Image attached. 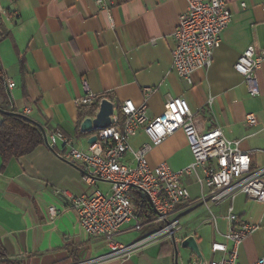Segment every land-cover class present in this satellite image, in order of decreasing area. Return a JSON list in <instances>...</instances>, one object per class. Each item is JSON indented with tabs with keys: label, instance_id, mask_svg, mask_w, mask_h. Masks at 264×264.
Masks as SVG:
<instances>
[{
	"label": "crops",
	"instance_id": "crops-1",
	"mask_svg": "<svg viewBox=\"0 0 264 264\" xmlns=\"http://www.w3.org/2000/svg\"><path fill=\"white\" fill-rule=\"evenodd\" d=\"M224 1L231 22L221 35L212 65L194 72L188 84L172 70V34L186 11V0H112L109 10L98 7L96 0H0V64L8 81L15 83L10 90L13 110L26 115L24 110L29 108L26 116L46 133L61 132L74 141V148L86 152L94 133L82 132L81 124L96 116L103 99L115 110L128 100L140 106L143 89L152 88L147 101L149 119L158 117L170 98H182L201 132L220 129L226 139L240 142L253 168L263 167L264 61L256 71L260 92L256 97L249 95L247 82L234 64L249 47L256 54L264 53V0ZM87 94L96 96L93 117L85 116L92 105L78 104ZM0 103L12 109L3 98ZM248 114L255 116L256 125L246 124ZM129 143L137 151L150 141L139 130ZM65 149L61 142L53 150L44 144L10 160L4 168L0 158V243L10 260L76 264L110 253L104 238L83 232L77 212L64 195L79 197L106 187L102 192L108 193L110 186L100 180L86 182L81 165L63 157ZM147 159L151 167L166 163L173 171L193 161L181 131L152 147ZM122 162L133 164L132 154H126ZM183 184L189 199L178 206L175 215L180 224L175 232L178 263L171 237L164 236L128 257L97 264H199L180 246L189 236L196 239L207 264L222 256L212 254L210 248V258L205 260L207 240L225 243L228 252L232 250L224 239L230 208L240 221L258 226L239 246L238 262L251 264L262 255L264 203L238 193L218 206L205 205L199 202L209 192L205 184L195 175L184 178ZM152 230L125 232L117 242L130 245Z\"/></svg>",
	"mask_w": 264,
	"mask_h": 264
},
{
	"label": "built area",
	"instance_id": "built-area-1",
	"mask_svg": "<svg viewBox=\"0 0 264 264\" xmlns=\"http://www.w3.org/2000/svg\"><path fill=\"white\" fill-rule=\"evenodd\" d=\"M186 2V11L179 16L172 34V70L191 84L194 72L212 65L214 51L220 45L221 35L230 24L232 14L224 0ZM96 4L103 10H109L112 0H96ZM263 61L264 53L256 54L249 47L234 64V70L245 78L252 97L260 94L256 71L262 67ZM7 85L9 90L15 87L12 81H8ZM142 94L144 103L140 106L128 100L118 110L114 109L110 127L94 133L96 141L89 145L86 152L77 151L74 141L61 132L46 133L52 149L61 142L66 147L63 157L81 165L86 182L100 180L110 186L108 193L96 189L79 197L64 194L77 212L83 232L90 237L104 238L110 248L107 255L76 264H97L125 258L146 244L164 236L171 237L179 230L180 224L175 218L178 206L189 199L183 180L191 175L209 188L208 194L199 200L202 204L218 206L238 193L264 203V166L253 168L251 156L240 149L239 141L226 139L218 128L201 132L188 103L182 98H170L164 111L158 117L149 119L147 101L153 89L144 88ZM95 101V95L87 94L78 100V104L90 106ZM24 112L27 115L30 109ZM245 122L254 126L257 121L254 115L248 114ZM139 130H143L150 143L133 151L129 140ZM177 131H181L187 140L192 163L179 171L171 170L166 163L151 167L147 156L152 147L161 145ZM126 154H132L133 164L122 162ZM49 212L55 215L54 208H50ZM141 215L147 218L142 219ZM211 215L215 224V217ZM227 224L224 239L232 244V250L228 252L225 243L213 242L212 254L222 256L207 264H240L239 246L258 229L256 225L240 221L232 208L228 211ZM145 228L153 230L135 243L123 245L116 241L125 232H141ZM251 264H264V246L262 255Z\"/></svg>",
	"mask_w": 264,
	"mask_h": 264
},
{
	"label": "trees",
	"instance_id": "trees-1",
	"mask_svg": "<svg viewBox=\"0 0 264 264\" xmlns=\"http://www.w3.org/2000/svg\"><path fill=\"white\" fill-rule=\"evenodd\" d=\"M7 82L8 79L5 77L0 64V99H6V97L8 99L5 89ZM5 104L9 105V100ZM0 109L10 111V109H7L1 103ZM96 109V105L90 106L85 112V116L93 117ZM79 135H82V133H79ZM41 145H44V140L39 124L29 117L4 115L0 113V158L2 168L12 159H19L33 153ZM141 218L145 219L147 216L141 215ZM0 264H19L17 261L8 258L1 243Z\"/></svg>",
	"mask_w": 264,
	"mask_h": 264
},
{
	"label": "water",
	"instance_id": "water-1",
	"mask_svg": "<svg viewBox=\"0 0 264 264\" xmlns=\"http://www.w3.org/2000/svg\"><path fill=\"white\" fill-rule=\"evenodd\" d=\"M6 89V94L8 96L9 103L12 105V109L10 111H4L0 109V113L4 115H15V116H22V117H28L26 115H23L19 112H16L13 110V101L12 97L10 94V90L8 89V85L6 83L5 85ZM114 111V105L108 101L107 99H103L100 104H99V110L94 118H87L85 119L82 124H81V131L87 134H92L95 133L98 130H104L110 127L111 125V119L110 117L112 116ZM39 128L42 133V137L44 140V144L49 147L51 150H53L50 145L48 144L47 137H46V131L45 129L39 125ZM96 141V137L92 136L89 139V143L93 144ZM171 241H172V246L174 250V257H175V262L178 263V246L176 242V236L175 233L171 235ZM180 246L184 249L189 250L198 260L199 264H205L204 263V258L202 256V253L198 247L197 241L193 236L185 237L181 240ZM191 264V262H189ZM192 264H197V263H192Z\"/></svg>",
	"mask_w": 264,
	"mask_h": 264
},
{
	"label": "rangeland",
	"instance_id": "rangeland-1",
	"mask_svg": "<svg viewBox=\"0 0 264 264\" xmlns=\"http://www.w3.org/2000/svg\"><path fill=\"white\" fill-rule=\"evenodd\" d=\"M6 96V95H5ZM6 99H7V97H6ZM6 99H4V100H6ZM6 102H8V99L6 100ZM14 102H15V105H17V103H18V100H17V96L15 95L14 96ZM76 148V150L78 151L79 150V148L76 146L75 147ZM103 185V184H102ZM107 188V187H106ZM106 188H104V189H102V191H106L105 189ZM215 213V212H214ZM222 227V226H221ZM116 241H117V239H116ZM119 241H123L124 242V239H120ZM217 241H219V240H217ZM211 242H210V240H207L205 243H204V246H203V248H204V250L206 251V253H207V255H206V257L207 258H205V260L207 259V260H209V258H210V253H209V251H210V248H211Z\"/></svg>",
	"mask_w": 264,
	"mask_h": 264
}]
</instances>
